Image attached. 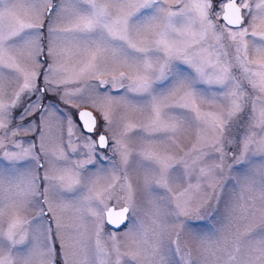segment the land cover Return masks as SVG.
<instances>
[{
	"label": "snow or ice",
	"instance_id": "obj_1",
	"mask_svg": "<svg viewBox=\"0 0 264 264\" xmlns=\"http://www.w3.org/2000/svg\"><path fill=\"white\" fill-rule=\"evenodd\" d=\"M0 264H264V0H0Z\"/></svg>",
	"mask_w": 264,
	"mask_h": 264
}]
</instances>
